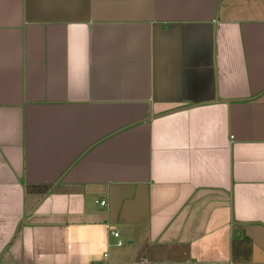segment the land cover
I'll list each match as a JSON object with an SVG mask.
<instances>
[{"label":"crops","instance_id":"crops-1","mask_svg":"<svg viewBox=\"0 0 264 264\" xmlns=\"http://www.w3.org/2000/svg\"><path fill=\"white\" fill-rule=\"evenodd\" d=\"M0 264H264V0H0Z\"/></svg>","mask_w":264,"mask_h":264},{"label":"built area","instance_id":"built-area-1","mask_svg":"<svg viewBox=\"0 0 264 264\" xmlns=\"http://www.w3.org/2000/svg\"><path fill=\"white\" fill-rule=\"evenodd\" d=\"M100 204H101V206H105L106 202L102 201ZM110 235H111L112 238H114L117 241L116 245L118 247H122L124 245V242L120 238V233L117 230L112 229ZM103 258H104V260H107L108 259V254H105Z\"/></svg>","mask_w":264,"mask_h":264}]
</instances>
